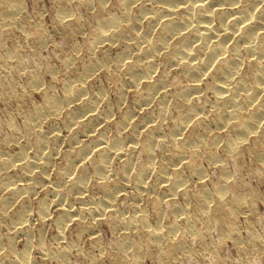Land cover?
<instances>
[{
	"label": "bare ground",
	"instance_id": "6f19581e",
	"mask_svg": "<svg viewBox=\"0 0 264 264\" xmlns=\"http://www.w3.org/2000/svg\"><path fill=\"white\" fill-rule=\"evenodd\" d=\"M64 1L66 4L56 9V19L73 32L82 30V17L76 10L79 6L89 10L96 7L97 11L93 35L85 44L90 59L80 67V72H74V78L62 80L60 96L43 89L45 74L56 80L55 67H42L34 62L35 73L31 75L32 66L17 50L0 52L2 67L9 68L11 62L19 78L26 81L22 86L21 82L7 79L0 72V100L22 107L21 100L27 94L44 92L41 103L27 110L21 108L24 128L18 129L8 116L9 130L0 138V144L4 145L0 150V226L13 208L10 230L26 231V234L29 231V207L25 199L48 179L56 150L48 146L49 137L55 143L59 140L56 128L49 131L43 126L57 121L66 111L64 125L72 132L69 142L76 144L83 136L91 139V143L79 145L64 156L52 192L56 205L62 206L55 220L60 229L57 241L65 244L57 250L50 249L43 244V236L40 237L37 249L42 257L65 263L78 244L60 242L65 240L64 225L76 221L81 226L80 233H93L94 226L108 215L117 217L110 223L122 236L114 244L119 261L131 258L140 261L149 256L141 243L130 238L131 231L141 233L148 249H160L161 261L173 260L185 253L196 258L201 256V249L185 245L177 237L180 230L200 246L207 245L205 238L219 230L220 241L231 239L247 253L264 252L263 234L248 227L245 242L239 235L236 216L249 210L253 212L256 194L247 193V185L234 176L241 171L244 152H249L257 162H264V0H143L137 13L132 9L139 0H116L120 10L117 13L106 12L110 0ZM73 4L77 5L76 11L69 7ZM23 9L20 2L0 0V27L10 32L22 30L27 39L35 38L37 45H45V35L36 37L26 30L21 19ZM119 43L125 45V50L115 59L111 58L108 49ZM80 50L79 45H74L72 56L65 58L67 70H72ZM98 50H101L99 56ZM131 53L134 60L130 62ZM100 71L110 80L120 76L125 79L116 84L118 105L127 88L133 87L139 92L136 104L141 109L152 107L151 112L139 120H135V113L123 112L115 121L116 133L109 135L104 125L112 120L113 111L109 105L99 110L108 94L102 87L94 88L93 93L87 88L88 82ZM172 73L178 74L177 79H173ZM174 80L185 85L172 89ZM208 94L211 100L206 98ZM174 113V125L163 132V123L172 120ZM153 122L157 126L149 127ZM146 126L149 128L143 131ZM212 127L217 131H212ZM220 145L224 155L214 151ZM136 151L145 156L140 165L133 159ZM122 158L123 162L115 168L113 160ZM226 158L233 161L234 174L227 169ZM85 160L93 162L91 171L87 172L85 166L78 168ZM204 160L219 170V182L211 188L201 185L191 197V183L208 177L201 165ZM91 176L102 180L103 197L99 202L91 200L89 205L84 202L87 207L76 213L72 200L83 203ZM67 178L70 188L59 189ZM128 186L136 192L135 210L128 217L125 214L120 217L116 202L124 197L123 191ZM144 194H155L153 212L157 221L154 224L148 221V213L137 205ZM47 201L43 200L37 209L44 222L49 221L52 205ZM166 212L175 219L169 225L162 222ZM85 214L93 219L86 222ZM178 218L184 220L183 227L176 221ZM201 221L205 225L203 231L197 228ZM218 243L212 242L207 248L213 260L219 256ZM7 245L3 247L0 236V264H34L29 251H15L13 238L9 237Z\"/></svg>",
	"mask_w": 264,
	"mask_h": 264
},
{
	"label": "rangeland",
	"instance_id": "374dc122",
	"mask_svg": "<svg viewBox=\"0 0 264 264\" xmlns=\"http://www.w3.org/2000/svg\"><path fill=\"white\" fill-rule=\"evenodd\" d=\"M12 1L20 2L21 5L24 7L23 9L24 13L21 19H23L24 21L26 30L32 33V35L36 34L37 35L36 37L45 35V37L47 38L46 39L47 43H45V45L39 46L37 45V41L35 40V38L27 39L25 37V33L22 32V30L14 29L13 31L10 32L0 27V52L2 50H10V51L17 50L21 54V56L24 57V59L28 62V64L32 66L30 70L34 72L31 71L30 72L32 73L31 75L35 73V68L33 67L35 63H38L42 67H47V66L51 68L55 67V70L57 71L56 80L52 78V75L50 76V74H45L43 76V89H48L47 93L49 94L60 96L62 94V88H61L62 80L64 81L74 78L75 74L80 72L78 70H80V67H82L84 62L86 63L90 59L89 58L90 55H88V52L85 49V44L87 43L86 41L89 40L93 35V29L95 25L94 15L97 11V10L95 11L96 7L92 10H89L88 8L86 9L84 5L83 6L81 5L78 8L75 7L77 6L76 4L75 6L74 4L72 5V7L74 6L73 8L71 7V5H69L71 10L77 8L76 10H78L80 16L82 17L81 32L79 31L73 32L71 28L69 27L65 28L64 26L59 24V22L56 19V11H57L56 9H58L61 5L66 4L64 0H12ZM142 1L143 0H139L138 2L139 4H137L136 6L133 5L134 6L132 9L133 13L138 12L139 10L138 6L142 4L141 3ZM115 2L116 0H110V2L107 4L106 7L107 13L120 12L118 5ZM76 44L80 46L81 50L75 56L76 63L72 67V70H67L64 65V60L65 58L72 56V48ZM124 50H125V45L119 43L117 45L115 44L113 48L108 49V53L111 58L115 59ZM100 54H101V50H98L96 52V55L99 56ZM131 54L132 57L130 55V59H129L130 62L134 60L133 59L134 55L133 53ZM0 57L2 56L0 55ZM8 67L9 68H4L0 63V72L2 73V75L6 76L7 79H14L18 81V83L21 82L19 84H21L22 86L23 84L26 85L25 84L26 81L24 79L19 78L17 74L18 71H16L17 70L16 67L13 66L11 62ZM74 72L76 73L74 74ZM176 75L178 74L172 73L173 79H177L178 76ZM106 77L107 76L104 74L103 71L98 72L96 76L88 82L87 88H89V90L93 93L94 88L102 87L105 90L106 94H108L106 96V102L100 103L99 110H103L107 105H109V107L113 111L112 120L108 123H105L104 125L105 126L104 128H106V130L109 132V135H113L114 133H116L115 121H117L116 119H118L123 112L131 111L135 113L134 115H136L135 120H139L145 115L146 112H151L152 107H149V109L139 108V106L136 104L139 97V92L137 93V90L134 89L133 87L127 88L122 103L118 105L119 97L116 89V84L117 83L121 84L122 81H125V79L123 78V76H120L115 80H110L108 79V77L107 78ZM174 84L175 86H172L173 87L172 89H176L185 85L184 82H181L179 80H174ZM206 98L211 100L212 96L208 94ZM43 99H44V92L35 91L27 94L21 100L22 107H17L16 104L13 103L7 104L6 101L4 103L2 100H0V138L2 137L1 135L7 133L9 130L7 124L8 116L12 119L13 124L18 129L19 128L23 129L24 120H23L21 108L23 110H27L31 108L33 104L41 103ZM174 114L172 120L169 119L163 123L162 125L163 132H168L170 128L174 125L173 119L175 118L176 113ZM66 118H67V113L66 111H63L62 115L57 121L45 123L43 126L44 130H49V131L56 128L59 131V132L56 131L59 135L58 136L59 140H57L55 143V139L52 138L51 134H50L51 137H49V139L50 138L52 139L51 140L48 139V146L50 148H54V150L56 149L55 154L53 156L55 159L54 158L52 159V162L50 163V167L47 172V174L49 175V176L47 175L48 181L46 180V182L43 184L44 185L43 187L41 185L36 189V191H34L35 193H33L31 196L25 199V204L29 207V214H28L29 222H27L28 224L27 231L28 230L29 231L26 234V231L15 233L12 230H10V226L12 223L11 214L13 212V208L10 209L11 212H9V214L5 217L4 221L2 222V226H0V236L2 237L3 240V247L5 248L8 246L7 243L9 237L13 238L15 251L17 250H18L17 252H22L23 250L24 251L27 250V252L29 251L28 253L31 254L30 256L34 264L35 263L62 264L56 258L46 259L42 257V255H40V253L38 252L37 247L40 237L42 236H43L42 238H44L43 244L46 245L47 248L50 249L52 248L57 250L58 248L62 247L63 244H65V243L61 244L57 241V235L60 232L59 231L60 229L58 226H56L55 220L57 216L60 214L59 212L61 211L62 206L60 207L56 205L58 203H56L57 199L55 197V194L52 192L53 186L58 181V171L62 166V164H64L63 163L64 156L70 153L75 147H78L79 145H84V144L89 145L91 143V139L89 140L88 137H83V136L79 138L76 144L70 143L69 140L70 137L72 136V132L71 130L69 131L68 128L67 130L64 125ZM154 126H157V122L151 123L149 127H154ZM149 127L147 126L143 127L142 130L144 131ZM212 131L215 132L217 130L214 127H212ZM3 146L4 145L0 144V150L3 149ZM214 151L219 155H224L221 145L218 148H215ZM94 155L95 153L90 155V158H93ZM160 155L161 154L158 152V157H157L158 160H160ZM133 156L135 157V158L133 157L134 162L137 165H140L145 161V156L139 151H136L133 154ZM123 160L124 158L114 159L113 166L117 168L118 166H120ZM207 162L208 161L204 160L201 162V165L205 169L206 177L207 176L208 177L205 178V180H201V181L195 180L191 183L189 187L190 190L188 189L189 195L191 197L194 191H197L202 187L211 188V186L214 185V183L219 182L220 179L219 170L213 165L211 164L209 165V163ZM225 164L227 169L234 174V171L236 169L233 161L230 158H226ZM93 165H94L93 162H90V160H85L83 161V163H81V165L79 164L78 168L79 169L84 168L83 166H85V169L88 172L89 170L91 171ZM78 168H76V172L79 171ZM240 170H241L240 173L239 172L235 173L234 176L236 178L240 177L239 179H241L245 183V185H247L246 186L247 193L249 191H252L256 194V197L253 199L254 201L252 203L253 212L249 210L248 212H245L246 214L240 213L238 216H236L237 223L239 226V235L245 242L248 237V233H247L248 227L252 228V230L255 231L256 233L263 234L264 236V162H257L254 159V157L250 155L249 152H244V154L242 155V168ZM150 180L151 182L154 181L153 178H151ZM101 183L102 180L99 178L95 179V177H92L90 179L88 183L89 189L85 193L84 199L82 201L83 203L86 202V204L89 205L91 200H93L94 202H99L102 199L101 197H103V193L100 188ZM70 186H71L70 179L67 178L64 182H62V185H60L61 188L59 189L68 190ZM147 194H144L142 199L140 198L139 202H137L138 203L137 205L140 208L142 207L144 211L148 213L147 214L148 221L154 224L157 221L155 214L153 212V200L156 197L155 194H151L150 196H147ZM122 196L124 197L117 200L116 202L117 216L122 217L121 215L125 214V217H128L131 214H133L135 210L134 209V207L136 206L135 189L132 186H128L123 191ZM159 196H162V194H160ZM72 199L73 197L71 198V200ZM43 200L45 201L48 200L47 202L49 204H52L51 208L49 209L50 210L49 211L50 216L48 217L49 221L46 222H44L37 213V209ZM72 201L74 203L73 202L70 203L71 204L73 203L72 204L73 206L72 205L71 206L73 210L76 209V213L81 212L83 208L87 207L85 203L83 205V203H79L78 201L76 202L74 200ZM179 201L181 200L179 199ZM165 204L166 203H164L163 207H165L164 209L167 210ZM190 204L191 205L194 204L193 199H191ZM166 213L167 214H165V216L163 217L164 219L162 222L165 225H169L172 222H174L175 219L173 216L169 215L168 212ZM104 218L105 220L103 222H99L94 226L95 232L93 233L92 232L80 233L81 226L78 225L76 221L67 222L68 225H64L65 228L63 234H65V240L60 242H70V243L72 242L73 244L77 243L78 246L72 249L71 253L67 257L66 262L63 264H91V263L114 264V262L116 261L118 262V264L121 262L123 264H215V263L216 264H264V252L257 251L256 253H247V251L244 252L241 250L243 248L236 246L231 239H225L220 241L219 232H218L219 230L212 231L209 237L205 238L207 245L204 246H200L199 244H197L194 241V238L192 237L186 235L183 236L182 230L178 231L177 237H179L180 240H182L185 245L186 244L191 245L196 250L201 249L200 250L201 256L199 258H196L189 253H185V254L177 255L175 259L173 260L170 259L171 261L169 259H165L164 261H161V259L159 258L160 249L154 247H150V249H148L144 241L145 238L141 235V233H139V231H131L129 233L130 238L135 242L141 243L144 246L143 249L149 251V256L142 258V260L140 261H138V259L137 261L133 260L132 258L126 261L124 260L121 261L120 259L119 261L118 257L116 256L117 252L114 249L115 248L114 244L118 240H120L122 236L120 232H116L114 230L112 224L110 223L111 220H114L117 217L108 215ZM84 219L86 220V222H90L93 218L91 215L85 214ZM176 221L178 222L180 227H183L185 225L183 219L178 218ZM197 228L200 231L204 230L205 225L202 223V221L198 222ZM212 242L215 243L219 242L218 244L220 245L219 256L217 260H213L211 254L207 250V248L211 246Z\"/></svg>",
	"mask_w": 264,
	"mask_h": 264
}]
</instances>
